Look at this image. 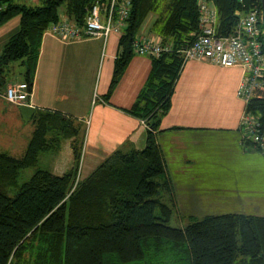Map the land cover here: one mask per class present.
I'll use <instances>...</instances> for the list:
<instances>
[{
    "label": "trees",
    "instance_id": "16d2710c",
    "mask_svg": "<svg viewBox=\"0 0 264 264\" xmlns=\"http://www.w3.org/2000/svg\"><path fill=\"white\" fill-rule=\"evenodd\" d=\"M94 1L42 0L32 6L0 0V27L15 16L20 21L0 55V92L9 66L16 61L26 66L32 88L45 30L60 20L63 7L71 19L84 24ZM214 2L220 30L232 32L240 1ZM162 5L155 25L171 50L151 56L148 79L126 109L145 121V147L115 151L73 190L85 124L59 111H37L25 153L14 156L0 151V264H264V216L208 215L174 227L168 224L173 208L160 197L174 187L157 133L172 107L184 64L182 51L201 33L196 0H132L103 98L110 101L136 54L134 42L143 23ZM248 110L261 116L264 131V86L254 91ZM65 139H72L73 166L63 174L37 169L20 185L21 171L36 166L42 152L59 151Z\"/></svg>",
    "mask_w": 264,
    "mask_h": 264
},
{
    "label": "crops",
    "instance_id": "0c3cea01",
    "mask_svg": "<svg viewBox=\"0 0 264 264\" xmlns=\"http://www.w3.org/2000/svg\"><path fill=\"white\" fill-rule=\"evenodd\" d=\"M13 1L32 6L42 2ZM61 17H69L64 8ZM156 19L153 15L144 24L146 18L138 38L162 39ZM6 27L0 28V53L18 28L16 24L9 30ZM121 35L111 32L107 37L70 41L51 33L43 36L30 103L36 112L59 111L85 124L83 148L91 169L83 178L115 151L132 152L146 145V125L126 109L148 79L151 56L136 53L110 101L103 98L111 83ZM244 74L238 64L223 66L207 59L183 64L172 107L162 117L157 133L174 187L160 197L181 217L264 216V153L253 143L243 142L241 129L245 102L237 90ZM19 116L23 120L20 111ZM32 118L29 122L34 124ZM81 167L82 158L80 175ZM67 170L68 165L60 174Z\"/></svg>",
    "mask_w": 264,
    "mask_h": 264
},
{
    "label": "built area",
    "instance_id": "2783aa9c",
    "mask_svg": "<svg viewBox=\"0 0 264 264\" xmlns=\"http://www.w3.org/2000/svg\"><path fill=\"white\" fill-rule=\"evenodd\" d=\"M200 15L201 33L183 49V60L207 59L223 66L240 65L244 76L238 87L237 95L245 102V112L241 122L243 142L256 145L264 153V131L261 116L248 110L251 98L257 88L264 86V41L261 0H239L240 7L234 12L236 24L230 33L220 30L219 10L214 0H196ZM132 6V0H95L90 7L84 24L69 17H61L45 30L70 41L86 37H107L111 32L122 34ZM1 9V6H0ZM135 53L149 56L170 51L171 46L160 40L137 39ZM32 88L21 82L9 85L5 98L14 104L30 103ZM145 124V121H143ZM80 168V167H79ZM77 175L73 190L80 180Z\"/></svg>",
    "mask_w": 264,
    "mask_h": 264
},
{
    "label": "rangeland",
    "instance_id": "374dc122",
    "mask_svg": "<svg viewBox=\"0 0 264 264\" xmlns=\"http://www.w3.org/2000/svg\"><path fill=\"white\" fill-rule=\"evenodd\" d=\"M63 8H61V13L63 11ZM162 8L163 5L159 8L158 11L151 12L148 15L147 20L144 24L148 23L153 15L157 16L161 12ZM15 24L18 26V28L13 32L15 33L19 29L18 16H15L14 18L9 20L2 26H7L5 30H9L10 28H13ZM141 32L142 31L140 30V33ZM26 81H27L26 66L22 65L20 61L13 62L9 66V69L7 71L5 86L0 92V151H6L14 156H22L25 153L27 149V145L29 143L28 141L30 140L32 131L34 129V124L32 122H24L21 119V117L19 116V111H20L19 105L9 102L5 98V92L10 84L16 85L18 83L26 82ZM70 144L71 141L69 139H65L62 142L61 151L52 150V151L42 152L39 155V160L36 166L26 168L21 171L19 175V184L21 185L27 182L37 169L49 170L55 174L57 173L60 174L61 173L60 171L65 169L67 165H68V169H70L74 164V155ZM59 160H63L60 161V163L62 162L61 165L57 163ZM57 164L59 165L56 167L55 165ZM89 164L90 162L86 161L85 159V151L83 148L82 167H81L82 168L81 172L83 174L81 173L80 175L82 176L81 179H83V176L86 173H88V171H90L91 168H89ZM203 218L204 217L190 218L191 219L190 220L188 217H181L177 211H174L168 224L174 227H184L183 222L186 223L185 225H188L190 222L194 220H201ZM238 242L239 244L242 242L241 234L238 235ZM169 264L172 263L169 262Z\"/></svg>",
    "mask_w": 264,
    "mask_h": 264
},
{
    "label": "water",
    "instance_id": "95a60500",
    "mask_svg": "<svg viewBox=\"0 0 264 264\" xmlns=\"http://www.w3.org/2000/svg\"><path fill=\"white\" fill-rule=\"evenodd\" d=\"M261 3H262V25H263V41H264V0H261ZM19 110L24 122H29L32 116L36 112V107L27 104H21L19 105Z\"/></svg>",
    "mask_w": 264,
    "mask_h": 264
}]
</instances>
